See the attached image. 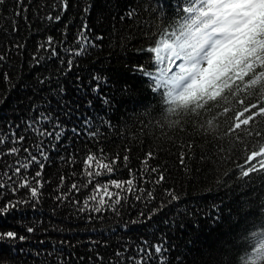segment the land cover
Listing matches in <instances>:
<instances>
[{"label": "trees", "instance_id": "obj_1", "mask_svg": "<svg viewBox=\"0 0 264 264\" xmlns=\"http://www.w3.org/2000/svg\"><path fill=\"white\" fill-rule=\"evenodd\" d=\"M24 2L29 5L31 29L23 19V12L14 19L20 36L26 40L27 50L31 51L48 29L32 15L35 0ZM77 2L83 0H74ZM101 2L107 5L103 16L98 17L93 11L88 21L94 32L105 33L103 41H98L102 46L81 57L79 66H74L61 79L71 93L73 74L86 76L83 71L86 68L124 74L128 89L125 95L117 96V102L124 103L119 113L112 114L117 122L123 118V131L120 135L111 134L104 141V151L109 154L115 151L123 157L127 148L129 167L136 168L147 151L156 153L150 164H159L166 170V180L156 188L157 200L163 187L174 186L183 193L180 201L169 203L158 215L178 213L184 218L185 226H190L193 237L208 241L202 245V253L193 254L195 264H264V5L254 14L253 22L241 25L236 36L241 38V44L228 71L215 84L191 96L184 88L185 81L191 80L190 75H185L192 66L188 59L196 54L199 41L209 31L220 28L219 0ZM14 3L15 0H8L9 10L0 14V33L10 29L13 23ZM123 8L131 11H125L120 19ZM79 22V13L73 12L69 38ZM52 34L60 39L58 30ZM165 42L173 43L183 57L172 70L160 65L159 50ZM141 62L144 76L132 67ZM12 63L15 65L10 70L13 86L0 79V91H5L9 98L26 90L34 82L38 69L50 71L53 76L63 70L54 60L30 66L27 52L23 57H13ZM74 167L79 168L80 164ZM69 170L68 165L53 160L45 168V178L51 175V182L44 185L37 207L13 209L8 217L0 216V227L13 226L23 231L17 223L21 217L24 224L35 225V232H25L28 240L17 242L39 252L38 256L30 257L31 264H57L58 256H63L67 264H95L94 256L91 261L88 258L95 251H100L107 260L128 235L135 239L144 234V227L128 233L120 227L138 210L147 211L131 197L119 216L107 212L91 221L85 214H77L71 205L54 200L55 174ZM119 175L126 178L127 168L119 169ZM11 195L5 193L9 198ZM155 203L152 201L148 207ZM213 203L220 205L219 219ZM185 209L195 215L188 216ZM153 221L158 227L151 230L158 235L165 226L155 216ZM181 235L187 238L188 232L181 229L169 234L170 239ZM89 237L97 241L91 248ZM171 252L175 254V250ZM152 264L159 262L153 259ZM188 264H192L191 258Z\"/></svg>", "mask_w": 264, "mask_h": 264}, {"label": "snow or ice", "instance_id": "obj_2", "mask_svg": "<svg viewBox=\"0 0 264 264\" xmlns=\"http://www.w3.org/2000/svg\"><path fill=\"white\" fill-rule=\"evenodd\" d=\"M106 6L101 0H83V3L35 0L32 15L48 30L39 36L31 51L27 50L26 40L20 36L14 19L23 12V19L31 29L27 15L29 5L24 0H15L11 6L13 23L10 29L0 33V79L9 87L13 86L14 78L10 74V70L15 68L13 57H23L26 52L30 66L54 60L63 66V70L53 76L50 71L38 69L34 73V82L12 98L5 91H0V197H3L0 216L8 217L13 209L21 210L28 206L35 209L44 185L52 179L51 175L45 178L46 165L58 159L70 170L55 174L53 199L60 204L71 205L77 214H85L87 220L100 219L107 212L119 216L123 207L130 203V197L147 208L146 212L138 210L135 216L120 225L125 233L144 227L143 235L135 239L128 235L122 244L113 249L107 260L100 251H95L88 257L90 261L94 256L95 264H152L153 259L159 264H173V261L174 264H188L191 258L192 264H195L193 254L202 253V245L208 241L202 242L193 237L190 226H185L184 218L178 213L163 217L158 215L169 203L180 201L183 193L177 192L174 186L163 187L157 200L156 188L166 180V170L159 164H150V158L156 153L147 151L139 168H136L129 167L127 148L123 157L115 151L111 154L104 151V141L111 134L120 135L123 131V118L117 122L112 114L119 113L124 103L117 102V96L125 95L128 89L124 74L116 70L86 68L83 70L86 76L73 74L75 79L71 82V93L61 79L74 66H79L81 57L102 46L98 41H103L105 33L94 32L88 16L93 11L98 17L103 16ZM8 10V0H0V14ZM125 11L131 10L123 8L120 19L124 18ZM73 12L79 13L80 22L74 26L69 38V20ZM56 30L60 32V39L52 34ZM132 67L137 74L144 76L142 62ZM76 163L80 164L79 168L74 167ZM121 168H127L126 178L119 175ZM114 173L115 176L112 175ZM5 193L13 195L9 198ZM152 201L156 203L148 207ZM212 207L217 211L216 219H219L220 205L213 203ZM185 213L195 215L187 209ZM154 216L165 226L158 235L151 230L158 227L153 221ZM17 223L21 224L23 231L13 226L0 227V264H31L30 257L39 255L37 250L17 244L29 239L25 232H35V225L24 224L22 217ZM181 229L188 232L187 238L181 235L170 239V232ZM89 240L90 248L97 243L92 237ZM171 250H175L174 255ZM57 264H67V261L58 256Z\"/></svg>", "mask_w": 264, "mask_h": 264}, {"label": "clouds", "instance_id": "obj_3", "mask_svg": "<svg viewBox=\"0 0 264 264\" xmlns=\"http://www.w3.org/2000/svg\"><path fill=\"white\" fill-rule=\"evenodd\" d=\"M217 31H221V29H217ZM210 42L211 48L203 57L207 63L202 65L197 60L185 73V75L192 76V82L189 85V95L191 96H195L197 92H202L209 85L215 84L228 71L237 46L241 44V38L214 39L212 34L208 33L199 41L196 54H199V50Z\"/></svg>", "mask_w": 264, "mask_h": 264}, {"label": "rangeland", "instance_id": "obj_4", "mask_svg": "<svg viewBox=\"0 0 264 264\" xmlns=\"http://www.w3.org/2000/svg\"><path fill=\"white\" fill-rule=\"evenodd\" d=\"M226 1L229 6L223 10L221 17H220V23H221V31H216V32H211L212 36L214 39H224V38H235L237 34V27L239 24L243 23L246 20L251 19L252 16V9L255 3L259 4L263 2L264 0H224ZM254 2V3H253ZM237 7L240 8L242 11L243 15L240 16L239 18H235L234 16H230L229 13L233 10H235ZM172 54L167 52L166 45L164 48L160 51V61H161V66L165 67V65L168 64L167 67H172L178 65V58L181 59V55L176 53V48L171 46ZM211 48V42L207 45L206 49L200 53V54H194L193 57L189 58V62H193L200 59L201 64L204 65L207 63L206 59H203V57L206 55L208 50ZM174 54H177L176 56H173ZM181 56V57H180ZM183 58V57H182ZM192 80L186 83V87L189 89V85L191 84Z\"/></svg>", "mask_w": 264, "mask_h": 264}, {"label": "water", "instance_id": "obj_5", "mask_svg": "<svg viewBox=\"0 0 264 264\" xmlns=\"http://www.w3.org/2000/svg\"><path fill=\"white\" fill-rule=\"evenodd\" d=\"M241 14V13H240Z\"/></svg>", "mask_w": 264, "mask_h": 264}]
</instances>
